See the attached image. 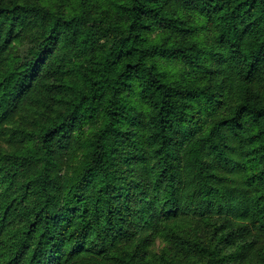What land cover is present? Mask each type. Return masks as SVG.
<instances>
[{
    "label": "trees",
    "instance_id": "trees-1",
    "mask_svg": "<svg viewBox=\"0 0 264 264\" xmlns=\"http://www.w3.org/2000/svg\"><path fill=\"white\" fill-rule=\"evenodd\" d=\"M0 264H264V0H0Z\"/></svg>",
    "mask_w": 264,
    "mask_h": 264
}]
</instances>
